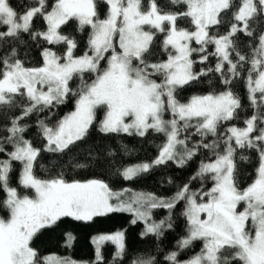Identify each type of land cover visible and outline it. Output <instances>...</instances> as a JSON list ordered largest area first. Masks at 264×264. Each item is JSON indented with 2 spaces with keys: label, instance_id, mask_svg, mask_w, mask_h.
I'll return each mask as SVG.
<instances>
[{
  "label": "snow or ice",
  "instance_id": "snow-or-ice-1",
  "mask_svg": "<svg viewBox=\"0 0 264 264\" xmlns=\"http://www.w3.org/2000/svg\"><path fill=\"white\" fill-rule=\"evenodd\" d=\"M169 2L183 4L186 10L165 12L156 0H148L146 8L143 0H55L48 10V0H37L36 6L21 14L9 0H0V25L6 26L5 31H0V40L28 33L32 39L41 37L48 44L66 47L63 56L45 49L40 67H25L19 59L13 60L11 56L0 60V105H12L16 95L26 96L31 102L9 129L12 135L8 142L14 144L15 150L8 154L9 160H0V187L7 193L3 205L9 213L7 219L0 217V264H75L58 257L40 258L32 247L33 239L41 230L55 225L63 217L90 221L109 212L129 211L146 219V213L133 208V204L143 207L151 201L149 206L152 208L171 209L175 206L174 202H157L151 196L113 205L110 200L114 196L118 198V194L100 180L67 182L63 178H36L33 168L41 149L23 138L25 128L19 125V119L34 110L64 103L70 93L77 95L69 87L74 76L81 79L75 110L59 121L55 129L41 122L47 151H64L82 140L96 122L97 110L101 109V132L145 136L151 129L164 133L167 143L154 163L175 159L182 166L195 151H187L184 155L176 151L178 144L186 147V140L179 139L181 129L195 127L201 136H216L223 122L236 118V110L241 105L230 90L219 95L193 96L187 103H181L176 92L200 75H206L205 72L192 71L195 61L191 57L194 52H206L209 44L215 46L212 55L220 57L215 70L223 72L226 62L233 76L239 74L237 63L246 57L236 51L232 37L238 32L253 35L249 21L264 15V0H240L239 7L232 14L235 22L222 36L210 35L209 29L224 22L222 13L227 14L234 8L235 0ZM98 5H107L104 18L100 16ZM37 15L46 22L45 31H33L32 21ZM178 19H188L195 30L179 28ZM71 21L78 23L81 30H91L88 41L91 55L88 52L82 56L74 55L76 41L61 32L62 26ZM157 33H165L163 50L168 53V58L150 63ZM193 41L200 47H191ZM254 51L251 64L257 78L253 79L249 73L248 88L255 105L257 92L264 102V35L259 37V47ZM233 52L238 57L237 62L232 60ZM12 56H15L14 50ZM207 59L208 55H203L200 62ZM101 61H106L105 67L101 66ZM85 73L95 74L91 83L83 80ZM154 76L163 79L157 82ZM224 83L228 84L230 80L225 79ZM165 111H170L174 118L165 120ZM257 120L258 117L253 115L245 121V128H228L230 135L223 139V154L215 152L220 146L218 141L203 144L216 155L214 161L202 164L198 173L200 177L210 176L214 181L209 191L200 194L201 199L208 197L206 202L198 203L196 193L189 195L187 185L177 193V200H188L186 215L191 224L190 235L181 242L182 247H187L193 240L204 241L200 254L186 264H264V128L259 129L258 135H251L257 131ZM246 147L259 150L260 162L253 182L241 189L236 182L235 154L237 148ZM3 151L0 146V152ZM12 161L21 163L20 183L34 190V198L21 196L9 185ZM150 167L147 163L129 167L123 175L132 179ZM162 227L163 222L149 224L146 233L158 234ZM72 239L69 235V241ZM100 241H112L118 246L117 255L123 254V232L100 236L94 242L99 245ZM97 251L99 253V247ZM176 255L172 253L168 259L179 264ZM134 264H152V261L141 260Z\"/></svg>",
  "mask_w": 264,
  "mask_h": 264
},
{
  "label": "trees",
  "instance_id": "trees-1",
  "mask_svg": "<svg viewBox=\"0 0 264 264\" xmlns=\"http://www.w3.org/2000/svg\"><path fill=\"white\" fill-rule=\"evenodd\" d=\"M54 2L55 0H48V10ZM156 2L165 12L186 10L185 5H172L169 0H156ZM9 3L18 13L22 14L29 7L36 6L37 0H9ZM143 4L146 8L148 0H143ZM239 4L240 0H235V7L227 14L222 13L224 22L210 27V35L222 36L228 33L231 23L235 22L232 14ZM98 11L101 18H104L107 5H98ZM177 26L189 31L195 30V26L188 19H178ZM32 28L35 32L45 31L46 22L37 15L33 18ZM5 30L6 26L0 25V31ZM249 30L253 33L252 36L238 32L232 37L236 51L246 57L244 61L237 63L238 75H232L229 71L230 65L226 62L223 72L215 70L220 57L212 55L215 52V46L209 44L206 52H194L191 57L195 61L192 71L194 73L205 72L206 75H200L198 79L178 88L176 92V98L181 103H187L193 96L219 95L229 90L239 99L241 107L236 110V118L223 122L218 128L220 146L215 152L220 154L224 152L221 138L227 137L228 128L233 126L245 128V121L253 115L258 117L257 131L251 135L253 137L258 135L259 129L263 128L264 119L261 118H264V105L261 102L255 105L252 103L248 88V75L251 73L253 79L257 78V73L252 71L251 61L255 56L254 50L259 47V37L264 34V15L252 18L249 21ZM90 31L89 28L81 30L78 23L74 21L62 26L61 29L62 34L76 41L77 47L74 50L76 56H82L85 52L91 53L88 44ZM164 39L165 33L156 34L152 55L149 57L150 63L164 61L168 58V53L163 50ZM192 47L199 48L200 45L193 42ZM45 49L55 51L60 56H63L66 51L63 44H48L41 37L32 39L28 33H21L18 38L7 37L0 40V60L11 56L13 60L19 59L25 67H40L43 64L42 53ZM13 50L15 56H12ZM206 54L208 59L200 62L201 56ZM232 60L233 62L238 61L235 52L232 54ZM101 66L105 67L106 61H101ZM0 70H2V65H0ZM94 78L95 74L90 73H85L83 76V80L88 83H91ZM157 79L162 80L163 77ZM225 79L230 80V83L225 84ZM69 87L72 93H77V95L70 93L64 103L43 108V110H34L30 115L19 119V125L25 128L23 138L31 142L34 147L41 149L33 168L36 178L40 180L63 178L67 182L100 180L106 183L112 192L142 193L174 201L175 206L171 209L158 207L153 211L154 221L164 222V227L158 234L146 233L144 224L139 221L132 223L133 216L125 212H111L96 216L90 221L63 217L55 225L41 230L33 239L32 247L38 252L39 257H58L73 261L75 264H134L141 260H150L152 264H174L168 259L172 253H176V260L182 263L200 254L203 248L202 240H193L187 247L181 245V242L188 237L189 226L186 199L177 200L176 196L185 185L188 186L189 195L198 191H207L212 187L214 181L210 176L202 178L198 175L202 164L210 162L216 156L215 153L212 155L203 147L209 138L201 136L194 127L181 129L180 133L187 144L190 147L196 145V154L187 159L182 166L176 161L168 160L165 163L151 166L148 171L140 172L132 179H126L123 173L127 168L153 163L159 157L167 141L166 135L151 129L145 136L101 132L99 123L103 119V111L98 109L96 122L82 140L76 141L64 151H47L45 150L47 141L43 136L41 122L55 129L59 121L75 110L81 79L74 76L69 82ZM30 103L26 96L16 95L12 105H0V146L4 148V151L0 152V160H9L8 154L15 150L14 144L8 142V137L12 135L9 129L13 121L23 115L24 109ZM170 115L171 112L166 111V116L170 117ZM233 147H236L234 142ZM241 157H246V159H241ZM235 160L236 182L243 189L250 185L256 177V169L260 162L259 150L247 147L237 148ZM12 166L9 185L16 188L21 196L34 198V190L25 188L20 183L23 170L21 163L12 161ZM6 198L7 193L0 187V217L5 219L9 215L3 205ZM117 232L124 234L123 254L117 255L118 248L112 242L103 243L98 253L94 239ZM69 235L73 238L71 241H69Z\"/></svg>",
  "mask_w": 264,
  "mask_h": 264
},
{
  "label": "rangeland",
  "instance_id": "rangeland-1",
  "mask_svg": "<svg viewBox=\"0 0 264 264\" xmlns=\"http://www.w3.org/2000/svg\"><path fill=\"white\" fill-rule=\"evenodd\" d=\"M264 35V34H263ZM193 42H195V41H193ZM192 42V43H193ZM192 43H191V47H192ZM89 55H91V53H88ZM158 77H155L154 76V78L153 79H156L157 80V82H160V79H157ZM159 78H162V77H159ZM256 95V103H258V102H261V104H263L264 105V102H262L261 100H260V93H256L255 94ZM174 117H173V115H172V113H171V115H170V117H167L166 116V111H165V113H164V119L165 120H171V119H173ZM182 123H183V121H181ZM263 122H264V120H263ZM193 123H195V121H193ZM195 128V127H194ZM263 128H264V123H263ZM195 131H196V129H195ZM120 133H123V132H120ZM127 134V133H126ZM133 134H135V133H133ZM222 135V134H221ZM227 135H230V133H227ZM206 137H208L209 139H208V142H207V144H212L213 143V141H219V136H218V132H217V135L216 136H212V135H208V136H206ZM222 137V136H221ZM166 139H167V137H166ZM179 139H183V140H185V138H183L182 137V135H181V133H180V136H179ZM223 137L221 138V140L223 141ZM166 143H167V141H166ZM207 150H209V153L210 154H212V155H214V152H213V150L212 149H209V148H206ZM218 149V148H217ZM216 149V150H217ZM190 150H194L195 151V154L197 153V147H196V145H195V147H190L188 144H187V142H186V147L184 146V145H177L176 146V151L178 152V153H180V155H184L187 151H190ZM215 150V151H216ZM214 159L213 160H211V161H214L215 159H216V156H214L213 157ZM187 160V159H186ZM168 161V160H167ZM173 161H176L177 162V160H175V159H173ZM210 161V162H211ZM178 163V162H177ZM151 166H153V165H157V164H155L154 162L153 163H149ZM142 165V164H141ZM138 166V165H137ZM133 167H135V166H133ZM150 169V168H149ZM213 185H214V183H213ZM213 185H212V187H213ZM211 187V188H212ZM211 188H209V190L211 189ZM209 190H207V191H209ZM207 191H198V192H196V200H197V202L199 203V202H206L207 201V199H208V197H203V199H201V195L200 194H202V193H204V192H207ZM113 193H116V194H118V198H117V196H114L111 200H110V203H112L113 205H117V204H121V203H123V204H128V203H131L133 200H135V199H137V198H145V199H147L150 195H146V194H142V193H133V192H130V191H121V192H113ZM151 197H153V196H151ZM156 198V201L157 202H160V201H163L164 203H169V202H174V201H169L168 199H163V198H157V197H155ZM151 203V201H148V203H145L144 204V206L143 207H140V205H138V204H133V208H140V211H142V212H145L146 213V219H140V218H138L137 216H136V214H135V212H129V211H118V212H125V213H129V214H131L132 216H133V219L135 220V221H139V222H141V223H143L144 224V226H145V232H146V230H147V227H148V225L149 224H152V223H155V224H160L162 221H154V218H153V211L156 209V208H158V207H155V208H152V207H150L149 206V204ZM188 207H189V204H188V200L186 199V212H187V210H188ZM109 213H111V212H109ZM108 214V213H107ZM202 218H204L203 217V214H202ZM187 219H188V217H187ZM147 221V222H146ZM188 226H189V228H188V237H189V235H190V228H191V224H190V221H189V219H188ZM163 227H164V222H163ZM162 227V228H163ZM161 228V229H162ZM160 229V230H161ZM151 234H156V233H151ZM114 235V234H113ZM101 236H108V235H101ZM98 237H100V236H98ZM98 237H96L95 239H94V241L98 238ZM187 237V238H188ZM105 242H112V241H100L99 242V245H97V243H95L94 242V244H95V246H96V248L98 249V247H99V250H100V247H101V245L103 244V243H105ZM113 243V242H112ZM115 244V243H114ZM203 244H204V241H203ZM116 245V244H115ZM117 246V245H116ZM117 248H118V246H117ZM118 251H119V249H118ZM179 264H186V262H179Z\"/></svg>",
  "mask_w": 264,
  "mask_h": 264
}]
</instances>
